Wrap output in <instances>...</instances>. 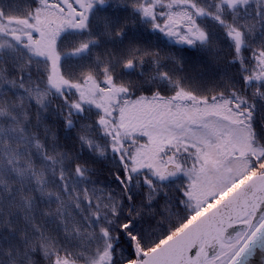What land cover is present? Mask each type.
<instances>
[{"label": "snow or ice", "instance_id": "1", "mask_svg": "<svg viewBox=\"0 0 264 264\" xmlns=\"http://www.w3.org/2000/svg\"><path fill=\"white\" fill-rule=\"evenodd\" d=\"M0 264H264V0H0Z\"/></svg>", "mask_w": 264, "mask_h": 264}, {"label": "rangeland", "instance_id": "2", "mask_svg": "<svg viewBox=\"0 0 264 264\" xmlns=\"http://www.w3.org/2000/svg\"><path fill=\"white\" fill-rule=\"evenodd\" d=\"M248 179H251V177H248Z\"/></svg>", "mask_w": 264, "mask_h": 264}]
</instances>
